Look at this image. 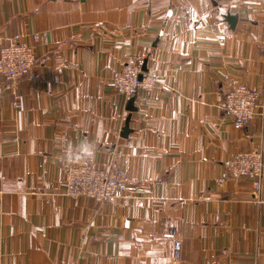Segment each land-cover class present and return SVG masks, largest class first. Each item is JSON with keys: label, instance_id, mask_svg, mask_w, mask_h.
<instances>
[{"label": "crops", "instance_id": "1", "mask_svg": "<svg viewBox=\"0 0 264 264\" xmlns=\"http://www.w3.org/2000/svg\"><path fill=\"white\" fill-rule=\"evenodd\" d=\"M17 34L37 63L21 110L0 77V264H264V170L260 192L219 181L264 153V113L237 129L220 108L264 86V0H0V48ZM126 64L151 94L117 93ZM81 150L128 173L122 199L64 195Z\"/></svg>", "mask_w": 264, "mask_h": 264}, {"label": "built area", "instance_id": "2", "mask_svg": "<svg viewBox=\"0 0 264 264\" xmlns=\"http://www.w3.org/2000/svg\"><path fill=\"white\" fill-rule=\"evenodd\" d=\"M39 35L34 36L38 41ZM37 63L33 46L22 35H14L0 48V77L11 85L16 100L13 106L22 109L18 87ZM117 93L126 99H136L141 93L151 94L156 85L154 77L145 75L136 64H126L114 79ZM220 108L233 121L237 129H243L264 113V86L255 90L247 85L230 89ZM13 142H18L17 138ZM225 173L220 182L247 180L254 192L263 187L264 153L260 149L241 151L223 163ZM129 175L126 171L100 168L96 165V151L81 150L64 169V195L70 199H89L97 204L122 199L127 191ZM50 200H47L49 203ZM209 264H226L214 260Z\"/></svg>", "mask_w": 264, "mask_h": 264}, {"label": "water", "instance_id": "3", "mask_svg": "<svg viewBox=\"0 0 264 264\" xmlns=\"http://www.w3.org/2000/svg\"><path fill=\"white\" fill-rule=\"evenodd\" d=\"M236 20H237L236 17H232L229 21H230V23L233 25V24H235ZM131 103H133V100L131 101ZM129 122H130V117H129V119L127 120L126 127L124 128V131H123V133H122V137H125V138H126V137L128 136V134H129V132H130V129H129Z\"/></svg>", "mask_w": 264, "mask_h": 264}]
</instances>
